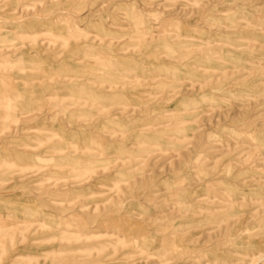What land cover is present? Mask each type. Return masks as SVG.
Listing matches in <instances>:
<instances>
[{"label": "rangeland", "instance_id": "obj_1", "mask_svg": "<svg viewBox=\"0 0 264 264\" xmlns=\"http://www.w3.org/2000/svg\"><path fill=\"white\" fill-rule=\"evenodd\" d=\"M0 264H264V0H0Z\"/></svg>", "mask_w": 264, "mask_h": 264}]
</instances>
